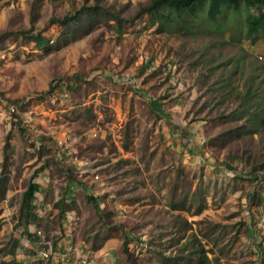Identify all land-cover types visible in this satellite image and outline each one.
Wrapping results in <instances>:
<instances>
[{"label": "rangeland", "instance_id": "1", "mask_svg": "<svg viewBox=\"0 0 264 264\" xmlns=\"http://www.w3.org/2000/svg\"><path fill=\"white\" fill-rule=\"evenodd\" d=\"M146 4L0 0V263L19 241L24 264H82L98 248L102 264H264V35L248 40L239 21L158 32L132 21Z\"/></svg>", "mask_w": 264, "mask_h": 264}, {"label": "trees", "instance_id": "2", "mask_svg": "<svg viewBox=\"0 0 264 264\" xmlns=\"http://www.w3.org/2000/svg\"><path fill=\"white\" fill-rule=\"evenodd\" d=\"M147 17L152 28L156 27L158 32L165 30H171L173 32H185L191 31L193 28H209L220 29L227 21H239L245 29L246 38L248 40H257L259 36L264 35V0H148V4L140 7L137 14L132 18L135 22L140 18ZM80 12L74 16H66L62 20H52V25L58 23L62 26H67L73 22L79 23ZM118 22L122 20L116 16H113ZM31 40H36L38 43L44 41V38L38 34L36 36H30L25 34ZM3 38V35H0ZM253 40V41H254ZM63 85L68 88V84L63 81ZM59 86L55 83L49 88L47 93L41 95L45 98L48 95L54 96ZM40 96V97H41ZM162 115L169 120L167 114ZM21 129V134L25 137L26 130ZM6 147H9V139L7 138ZM38 173L34 174L31 181L23 193L20 215L24 219L26 226V234L29 239L33 237V232L30 229L33 224L41 221L43 217V210L40 207L39 195L41 192V184L36 181ZM72 188V185H70ZM72 190H67V193L60 198L54 204V207L59 210V218L67 219L69 217L70 210L74 205V200H70V204H66L69 193ZM90 202L96 203L98 211L101 207L93 196L88 198ZM41 239L38 237L33 238L31 241ZM131 240V235L125 236L126 244ZM19 241H16L14 248L11 251L13 259L4 260L0 264H24L16 260V250L18 248ZM26 264V263H25Z\"/></svg>", "mask_w": 264, "mask_h": 264}, {"label": "crops", "instance_id": "3", "mask_svg": "<svg viewBox=\"0 0 264 264\" xmlns=\"http://www.w3.org/2000/svg\"><path fill=\"white\" fill-rule=\"evenodd\" d=\"M43 194V187L41 186V192H40V196H39V198L41 197V195ZM72 241H73V239L72 238H70V239H68L65 243H64V246H63V250L65 251V253L62 255V260H64V256H66V255H69L70 256V258H72V254H76V252H75V249L74 250H72V252H70V250L72 249V248H75L71 243H72ZM38 243V245H40L41 247L39 248L40 250H39V255H40V253H41V251H46L47 249H46V247L45 246H43V245H41L40 244V241L39 242H37ZM33 249H35L34 247H33ZM99 249H101V248H98L97 250H99ZM36 250V249H35ZM56 250V248H54V246H53V251H54V254H55V251ZM96 250V251H97ZM95 251V252H96ZM95 252H93V253H91V252H89L88 251V258H90V260H91V264H102L101 262H100V257L99 258H96V254L97 253H95ZM98 252V251H97ZM53 255V254H52ZM91 256H92V258H91ZM111 257V256H110ZM112 258V257H111ZM42 259V258H41ZM42 260H44V259H42ZM48 260V259H47ZM26 264H30V262H25Z\"/></svg>", "mask_w": 264, "mask_h": 264}, {"label": "built area", "instance_id": "4", "mask_svg": "<svg viewBox=\"0 0 264 264\" xmlns=\"http://www.w3.org/2000/svg\"><path fill=\"white\" fill-rule=\"evenodd\" d=\"M11 110H12V113L16 112V108L15 107L11 108ZM96 178H98V177H96ZM38 235L41 237L40 244L43 245V246H45L47 250L50 249V247L48 248V246H50L51 244H50L49 241L47 242V240H45V238L42 235V232L41 231L38 232ZM47 250L46 251H41V253H40V257L42 259H44V260L49 259L50 256L53 254V249H50V251H47ZM70 252H72V249L70 250ZM81 262H82V264H91V260H90V258H88V255L87 254L82 255Z\"/></svg>", "mask_w": 264, "mask_h": 264}]
</instances>
